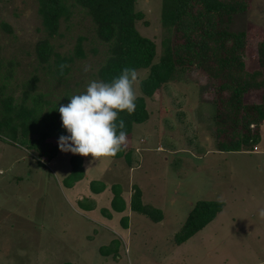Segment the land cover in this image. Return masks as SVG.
Instances as JSON below:
<instances>
[{
	"label": "rangeland",
	"instance_id": "obj_1",
	"mask_svg": "<svg viewBox=\"0 0 264 264\" xmlns=\"http://www.w3.org/2000/svg\"><path fill=\"white\" fill-rule=\"evenodd\" d=\"M242 1L246 8L232 16L228 31L244 33V71L264 81V50L259 48L264 0ZM134 9L143 14L135 28L154 44L152 62L157 63L161 42L171 34L160 23L161 0H134ZM43 39L54 53L51 68L36 57V44ZM78 39L79 57L74 52ZM106 53L107 45L80 7L72 9L69 20L60 19L57 32L48 36L37 0H0V104L8 97L20 103L35 78L29 95L42 96V116L57 108L56 131L52 127L38 145L42 154L36 134L12 138L0 130V264H264V219L259 217L264 209V121L257 127L256 152L254 145L241 152L219 151L212 123L217 82L195 65L176 68L167 82L144 97L148 118L127 136V157L88 165L91 157L80 156L84 176L66 187L73 155L59 150V138L68 133L58 109L73 95L85 93L89 82L101 81L97 71ZM68 55L73 57L69 70L58 77L55 57ZM85 66H90L87 73ZM147 74L148 69L137 71L136 97L142 95L138 84ZM242 100L264 104V89L248 92ZM30 104L29 98L25 105ZM2 115L0 107V120ZM90 181L103 182L104 190L92 193ZM115 184L123 200L135 186L141 189L142 202L162 210L163 219L154 223L126 207L111 213ZM203 200L223 206L202 229L175 244L174 235ZM112 239L118 241V253L101 254L99 248Z\"/></svg>",
	"mask_w": 264,
	"mask_h": 264
},
{
	"label": "trees",
	"instance_id": "obj_2",
	"mask_svg": "<svg viewBox=\"0 0 264 264\" xmlns=\"http://www.w3.org/2000/svg\"><path fill=\"white\" fill-rule=\"evenodd\" d=\"M37 3L43 29L48 36L57 32L60 19L69 20L75 6L85 10L95 26L97 38L107 45L106 57L97 71L101 81L110 83L125 67L134 68L136 71L148 69L147 76L138 84L142 95L136 97L135 112L132 115L127 112L119 114V119L124 120L127 136L134 125L147 121L144 97L151 96L167 82L176 68L195 65L217 82V93L212 103V123L215 136H218L217 149L222 152H241L242 147L249 148L258 143L257 127L264 121V104L246 105L242 99L248 92L264 89V81L255 78L257 73L248 74L244 71V33L228 31L232 16L245 10L244 1L161 0L160 23L163 29L171 34L161 42L162 51L157 63L152 62L155 54L154 44L150 39L141 36L135 28V22L141 20L143 14L135 11L134 0H37ZM259 48L264 50V38L259 43ZM35 52L40 64L52 67L51 58L54 53L47 39L36 44ZM74 52L76 56H81L80 39L76 42ZM57 58L55 57L56 74L62 77L67 69L65 68L61 75L59 66L68 61L69 70L73 57L68 55L67 59ZM262 62L264 65V61ZM34 83L35 78L28 82L20 103H12L8 97L7 101L0 104L3 114L0 130L7 132L12 138L17 134L21 137H26L29 133L36 134V148L42 154L38 145L51 135L52 127L56 131L54 111L57 108H48L42 116V107L45 106L42 96L29 95L34 89ZM29 98L31 104L28 106L25 102ZM51 116L53 119H50ZM55 149L53 146L49 158ZM123 156H128L124 148L113 159ZM69 162L71 172L64 182L66 187L71 188L83 178L84 172L80 156H71ZM89 188L92 193L97 194L104 190L105 185L101 181H90ZM111 191L110 208L120 213L125 209L120 186L113 185ZM78 205L85 207L82 203ZM128 206L130 211L145 216L154 223L162 220L161 210L142 204L141 192L136 186ZM222 206V202L197 201L181 229L174 235V243L181 244L202 229ZM108 216L110 217L109 213ZM126 218H122L123 228H126ZM117 245L118 241L112 239L108 245L100 247L99 252L105 256L117 254Z\"/></svg>",
	"mask_w": 264,
	"mask_h": 264
},
{
	"label": "clouds",
	"instance_id": "obj_3",
	"mask_svg": "<svg viewBox=\"0 0 264 264\" xmlns=\"http://www.w3.org/2000/svg\"><path fill=\"white\" fill-rule=\"evenodd\" d=\"M67 67L66 64L59 66L61 75ZM84 71H90V66H85ZM136 82L137 71L125 67L110 83L93 80L85 93L73 95L68 104L60 105L61 125L68 135L59 138V150L81 157L90 156L88 165L110 164L127 144L125 123L119 119V114L135 112L133 86ZM259 217L264 219V209L259 211Z\"/></svg>",
	"mask_w": 264,
	"mask_h": 264
},
{
	"label": "crops",
	"instance_id": "obj_4",
	"mask_svg": "<svg viewBox=\"0 0 264 264\" xmlns=\"http://www.w3.org/2000/svg\"><path fill=\"white\" fill-rule=\"evenodd\" d=\"M139 125V124H138ZM140 191H141V189H140ZM125 196H127L126 194H124ZM130 197H131V194L127 197V200H124V202H125V207L126 208H129V206L127 205V204H129V201H130ZM125 198V197H124ZM141 202H142V191H141ZM143 203V202H142ZM144 205H146L145 203H143ZM152 207V206H151ZM159 209V208H158ZM160 210V209H159ZM161 212H162V217L164 216V212L161 210ZM111 213H117V212H114V211H112ZM133 213V212H132ZM134 214H137V213H135L134 212ZM137 215H139V214H137ZM142 216V215H141ZM163 219V218H162Z\"/></svg>",
	"mask_w": 264,
	"mask_h": 264
},
{
	"label": "built area",
	"instance_id": "obj_5",
	"mask_svg": "<svg viewBox=\"0 0 264 264\" xmlns=\"http://www.w3.org/2000/svg\"><path fill=\"white\" fill-rule=\"evenodd\" d=\"M256 151H257V147L254 146V147H253V152H256Z\"/></svg>",
	"mask_w": 264,
	"mask_h": 264
}]
</instances>
